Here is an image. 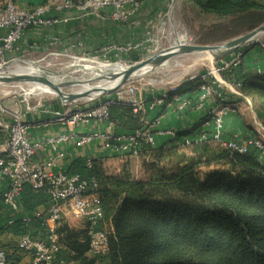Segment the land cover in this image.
Segmentation results:
<instances>
[{
  "label": "trees",
  "instance_id": "1",
  "mask_svg": "<svg viewBox=\"0 0 264 264\" xmlns=\"http://www.w3.org/2000/svg\"><path fill=\"white\" fill-rule=\"evenodd\" d=\"M134 1L141 4L144 0ZM187 1L214 14L216 29H225L220 21L231 19L237 22L234 32L240 34L264 22V0ZM255 45L252 42L244 48L241 62L222 71L221 76L237 86L241 98L249 97L259 106L264 119V71L243 59L246 50ZM117 57L130 62L142 58L138 51ZM213 79L201 75L187 78L162 98L175 108L180 99L189 101L187 108H196L201 86ZM224 103L237 108L233 101ZM165 110L163 106L161 113ZM109 113L113 126L125 131L142 127L147 116L124 102H113ZM210 119V113L203 115L200 124L176 131L161 146L144 144L140 159L145 178L133 176L129 157L120 160L113 172L106 169L107 157L74 158L68 171L97 178L105 219L112 220L114 232L109 252L92 256L86 230L61 226L57 229L61 243L57 264H264V152L250 144L247 152L239 153L211 140L183 145L187 136H194ZM4 138L0 125V143ZM202 167H207L206 172L201 173ZM20 199L22 210L13 214L0 194V247L8 250L14 264H20L24 254L18 243L7 244L4 238L17 241L30 235L46 240L49 233L44 224L46 212L34 213L50 203L51 196L26 183ZM25 214L29 218H24Z\"/></svg>",
  "mask_w": 264,
  "mask_h": 264
},
{
  "label": "built area",
  "instance_id": "2",
  "mask_svg": "<svg viewBox=\"0 0 264 264\" xmlns=\"http://www.w3.org/2000/svg\"><path fill=\"white\" fill-rule=\"evenodd\" d=\"M139 3L134 0H46L44 4L32 9L19 7L13 0H9L0 9V28H7V33L0 37V70L8 62L14 61L16 57H7V54L17 49L26 29L41 25L48 26L68 18H59L49 15L51 10H77L83 14L104 15L106 8L111 11L105 18L115 22H128L134 9ZM260 46L264 53V33L254 41ZM251 43V42H250ZM165 47H159L158 40L152 30L144 42H128L122 45L104 46L101 50L82 57L77 56V62L81 60L94 61V58H109L112 52L127 53L138 51L142 58H147ZM244 47L222 57L218 63L213 65L208 73L200 74L204 79L211 76V82L201 86L199 103L197 109L211 114V119L204 124L209 128L196 136H187L183 145L191 144L193 141L211 140L239 153L248 151L250 144H255L264 152V136L261 138H238L229 136L225 129L226 117L236 108L228 101L230 94L243 96L236 85L222 79L221 72L241 62ZM110 60V59H108ZM140 60V59H139ZM113 62L123 64L131 63L123 58L113 59ZM194 77V76H192ZM190 77V78H192ZM184 80L170 83L169 91H175ZM168 91V92H169ZM162 93L158 97H146L130 81L117 89L114 93H101L94 97H86V104H79V99L73 102L60 101V106L52 109L50 102L43 97H32L34 92H25L22 100L15 103L12 108L0 103V111L9 114L10 122L5 131V138L0 143V180L5 182V187L0 194L3 196L5 205L15 214L22 210L21 193L26 183L31 184L37 191L44 190L51 196L49 207L45 210L47 218L44 221L48 229L46 240L34 238L30 235L18 239V247L24 257L29 258L31 264H57L58 253L61 243L57 229L67 225L71 227L70 218L86 221L87 232L90 235V251L92 256L105 255L110 250V236L114 232V225L106 226L103 201L100 195L99 182L96 177L83 178L72 174L67 168L59 167L58 160L65 158V152L60 145L73 142L76 147L100 142L103 149L113 150L115 153L140 157L144 144L155 145V126L160 117L156 116L151 122L132 131H116L109 121V107L113 102H124L134 107L135 111L142 110L146 114L155 109L162 101ZM102 95H104L102 97ZM213 98H218L220 103L215 107L208 106ZM189 101H180L179 106L187 108ZM42 112L49 115L44 119H29L31 113ZM96 120L98 122H109L108 129H97L89 132L72 133L66 132L57 135H48L42 139L32 138L31 130L35 127H47L56 123L67 124L76 127L79 123ZM259 121V120H258ZM200 122V121H199ZM264 130V125L257 123ZM175 135V134H174ZM49 147L55 155L39 162L35 156L41 150ZM90 163V160H88ZM37 211L34 214H40ZM24 218H29L25 214ZM100 229H96L100 226ZM0 264H14L6 248L0 247Z\"/></svg>",
  "mask_w": 264,
  "mask_h": 264
},
{
  "label": "crops",
  "instance_id": "3",
  "mask_svg": "<svg viewBox=\"0 0 264 264\" xmlns=\"http://www.w3.org/2000/svg\"><path fill=\"white\" fill-rule=\"evenodd\" d=\"M9 0H0V9H2ZM19 7L32 9L45 3L46 0H13ZM168 0H144L139 6L133 10L128 22H115L105 18V15L111 11V8H106L102 12L104 15L83 14L77 10H51L49 15L59 18H68L58 23L48 26H33L25 30L21 40L18 42L17 49L7 54V57L16 58H35V60L43 59L47 56H69L72 58L82 57L87 54H92L101 50L104 46L122 45L128 42H144L148 36V31L152 30L153 34L157 29L154 20L166 10ZM214 15V14H213ZM7 28H0V37L7 33ZM127 55V53L112 52L109 54V59L119 58L117 56ZM230 55V54H229ZM244 62L259 71H264V53L259 45H255L246 50L244 54ZM34 60V59H33ZM223 79V77L220 75ZM190 78V77H189ZM187 78H175L170 83L185 80ZM171 85L159 90H153L149 93H143L146 97H158L162 93L168 92ZM244 101L241 96L230 94L228 101H233L237 106L235 112H230L226 117L225 129L229 136L238 138H261L264 136V130L257 123L264 125L252 107V102L249 97ZM184 101V99H180ZM219 100L213 98L208 106L215 107ZM8 108L9 106L4 104ZM52 109L60 106V101L50 102ZM163 106L166 110L161 113ZM251 110L250 122L246 116L247 110ZM207 114L206 111L197 108H175L172 103H168L165 98L162 99L159 105L147 113L146 122H151L156 116L160 117L159 122L153 126L155 135V145L161 146L168 143L175 135L176 131L190 129L194 125L200 124V118ZM29 119H44L49 117L48 114L37 112L28 115ZM259 120V121H258ZM10 122L9 114H4L0 111V125L7 128ZM109 122H98L90 120L89 122L79 123L76 127L67 124L56 123L47 127H35L31 130L32 138L42 139L48 135H57L66 132L81 133L89 132L97 129H108ZM116 131H125L124 129H116ZM209 128V125L202 124L195 131L194 136ZM60 149L65 152V158L58 160L59 167L68 168L71 161L76 157L90 159L91 157L103 156L107 157V164L115 162V160H123L124 156L115 153L113 150L103 149L100 147V142H95L84 147H76L73 142H66L60 145ZM55 155V152L49 147L38 152L35 156V161L42 162L50 156ZM5 187V182L0 180V192ZM49 204L41 206L38 210L45 211ZM73 219V220H72ZM73 221V222H72ZM76 221L70 218L71 226ZM27 259V260H26ZM29 260L23 257L20 264H27ZM31 264V263H30Z\"/></svg>",
  "mask_w": 264,
  "mask_h": 264
},
{
  "label": "rangeland",
  "instance_id": "4",
  "mask_svg": "<svg viewBox=\"0 0 264 264\" xmlns=\"http://www.w3.org/2000/svg\"><path fill=\"white\" fill-rule=\"evenodd\" d=\"M168 2L169 3L167 4L166 10L162 13L161 16L158 17V19L152 22L153 24L155 23L154 26L157 27L154 35L158 40L159 47L161 48L170 46L178 36V34H176L177 31L173 30L171 24H174L176 29L182 33L185 40L187 39L188 42L201 44L223 43L229 39L250 31L247 30L243 31L240 34H236L234 32L235 29H233V26H235L237 22L231 19L220 21V23H225V29H216L213 25L216 24V22H214L217 19L216 16L211 13H204L196 4L187 0H168ZM263 23L264 22H262L261 24ZM221 31H223L224 33L221 34ZM249 44L244 46V48L246 49ZM203 57L204 59H202ZM108 59L109 58H94V61L81 60V62L85 64L92 63V65L97 64V62H113ZM219 60H221V58L213 59V62H211L206 53H189L177 55L173 57L167 65L161 67L160 69H155L145 75L136 77L130 82L134 84L140 92L145 94L153 90H159L160 88L168 87L170 85L169 82L174 80L175 78H189L192 76H198L200 74L208 73L210 70H212L213 65L218 63ZM76 61V58H72L69 56L58 57L54 55L47 56L40 60H35V58H17L14 61L8 62L2 70L11 71L13 69H17L21 72H26L22 69L36 66L43 69L47 74L56 75L54 77L57 79L93 78L92 74L89 75V73L83 71V69L73 67V64ZM98 74H102L101 71H99ZM96 81L91 83H96ZM77 86L78 85L67 86L65 87V91L75 92L77 90ZM32 89V83L28 82H0V103L14 106L16 102L22 100L25 92L31 91ZM104 95L106 94L104 93ZM104 95H102V97ZM34 96L38 98L43 97L48 102H54L57 100L59 102V100H61V98L57 94L45 91L41 92L34 90L32 97L35 98ZM243 100L247 101L245 99ZM78 102L79 104H86L85 98H80ZM252 107L254 112L258 114L259 120L264 124L262 110L260 109V107L254 106L253 103ZM249 114H251L250 109H248L246 112L248 122H250V117L252 115ZM119 163V160H115V162L106 164V169L109 172L117 171ZM129 167L135 178L141 179L146 177L142 159L131 158L129 161ZM206 170L207 167H202L201 173L206 172ZM110 223H112V220L106 219L107 228H110ZM73 224H75L76 226H71L72 230H88L86 221L76 220ZM4 241L7 244L12 241L16 244L18 243V240L16 241L12 237L4 238ZM8 246L9 245H7L6 247L10 249ZM28 260L30 259L28 258ZM29 263H31V261H29Z\"/></svg>",
  "mask_w": 264,
  "mask_h": 264
},
{
  "label": "water",
  "instance_id": "5",
  "mask_svg": "<svg viewBox=\"0 0 264 264\" xmlns=\"http://www.w3.org/2000/svg\"><path fill=\"white\" fill-rule=\"evenodd\" d=\"M264 33V23L258 27L241 34L237 37L229 39L223 43L218 44H201V43H192L187 40L184 42H179L175 39L173 44L168 47H165L161 51L147 57L140 59L131 63L125 64L121 70L112 72L109 77L104 76L110 80H118L113 86L109 88L101 89L102 93L110 94L114 93L117 89L125 85L127 82L132 79L145 75L155 69H160L161 67L167 65L169 61L177 56L182 54L189 53H209L212 55L213 59L222 58L230 53L246 46L250 42L254 41L258 36ZM116 63V62H110ZM123 64V63H121ZM5 66V65H4ZM3 66V67H4ZM44 71V70H43ZM54 76L47 74L45 71L43 74H28V73H10V71L0 70V82H38L52 88L63 102H73L80 98L91 95V90L87 91H75L67 92L65 87L71 85L83 84L86 82H95L96 78H87V79H57ZM98 89V88H96Z\"/></svg>",
  "mask_w": 264,
  "mask_h": 264
},
{
  "label": "bare ground",
  "instance_id": "6",
  "mask_svg": "<svg viewBox=\"0 0 264 264\" xmlns=\"http://www.w3.org/2000/svg\"><path fill=\"white\" fill-rule=\"evenodd\" d=\"M171 26L173 27L174 31H177L176 34H178V36H177L176 40H178L179 42H184L187 40V39L185 40L182 33L176 29L174 24H171ZM186 36H187V34H186ZM206 54L208 55L209 60L211 62H213L212 55L209 53H206ZM202 59H204V57ZM123 66H125V64H121V62H118V63L97 62V64L92 65V63L91 64H85V63H78L76 61L73 64V67L78 68V69H83V71H86L87 73H89V75L92 74L93 78L97 79L96 83L86 82L83 84H78L76 91L80 92V91L91 90V95H89L91 97H94V96L101 94L102 93L101 89L109 88V87L113 86L118 81V80H110L108 78H104V76L107 74L106 77H109L108 75H110L114 71L121 70ZM22 70L26 71V72H21L20 70L13 69L10 71V73H13V72H15V73L21 72V73H28V74H43L44 73L43 69H41L40 67H36V66H32L31 68H26V69L23 68ZM99 71H101L102 74H98ZM94 75H95V77H94ZM28 83H32V86H33V89L31 91H28V92H34V90H37V91H41V92L45 91V92L57 94L52 88H50L49 86L44 85L42 83H38V82H28ZM96 88H98V89H96ZM89 96H86V97H89ZM86 97H84V98H86Z\"/></svg>",
  "mask_w": 264,
  "mask_h": 264
}]
</instances>
